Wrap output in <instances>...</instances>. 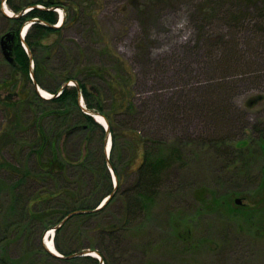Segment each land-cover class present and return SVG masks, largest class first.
Masks as SVG:
<instances>
[{
    "label": "rangeland",
    "instance_id": "obj_1",
    "mask_svg": "<svg viewBox=\"0 0 264 264\" xmlns=\"http://www.w3.org/2000/svg\"><path fill=\"white\" fill-rule=\"evenodd\" d=\"M11 1L20 9L42 0ZM58 2L60 7L54 12L60 20L66 18L65 24L35 51L42 66L38 79L45 86L38 88L50 98L48 90L60 83V71L68 70L98 103L99 93L108 95L105 81L109 77L105 72L98 76L90 73V66L105 70L125 63L135 78L134 103L147 119L138 126L137 134L151 133L179 149L147 213L137 211L136 217L124 223L119 221L122 204L112 201L88 225L115 221V236L84 237L82 244L77 226L72 225L69 229H75L74 233L64 232L59 245L72 251L89 245L99 256L90 258L99 264H264V0H164L141 12L133 9L132 0ZM1 3L0 37L17 27L3 18L15 14L5 3L3 13ZM204 11L213 12L207 16ZM53 45L59 53L52 58L49 48ZM14 73L0 49V84L13 81ZM14 82L12 90L0 86V100L14 104L10 112L0 103V133L8 125L7 118L17 128L9 138L11 131L4 129L0 154L6 161L0 166L11 163L29 169L33 168L34 154L20 140L33 135L26 131L27 125L49 113L51 105H24L26 95H35L32 81ZM222 87L228 91L218 99ZM108 98L101 101L107 112L113 106ZM219 100L229 109L224 126L231 130L225 135L227 141L215 145L209 138L217 131L224 133V129L215 128L208 111L212 112ZM116 118L113 129L118 134L123 122ZM63 120L71 125L80 119L72 116ZM117 136L120 152L114 160L122 172L134 159L137 146ZM13 137L19 139V145L9 142ZM101 142L98 131L91 132L89 147L94 156L102 154ZM242 142L240 149L238 143ZM75 144L71 135H64L58 144L70 162L83 154ZM244 159L245 169L236 170ZM4 178L9 177L0 170V180ZM63 179L70 188L71 178ZM130 183L126 178L121 190L128 192ZM36 190L33 187L27 192L22 187L17 192L23 197ZM22 204V200L16 204L18 209ZM11 207L9 197L2 192L0 262L75 264L44 254L39 245L48 232L44 235L38 221L11 211ZM51 240L55 245L54 232ZM77 258L82 259L79 264H89L86 257Z\"/></svg>",
    "mask_w": 264,
    "mask_h": 264
},
{
    "label": "trees",
    "instance_id": "obj_2",
    "mask_svg": "<svg viewBox=\"0 0 264 264\" xmlns=\"http://www.w3.org/2000/svg\"><path fill=\"white\" fill-rule=\"evenodd\" d=\"M132 1L133 3H131V6L133 9L140 11L152 9L157 6L156 4L159 5L164 0ZM5 2L15 15L29 7L40 6L42 9L33 8L24 14L22 13L18 17L10 18L3 16L4 19L12 21L17 26L15 28V34L17 36L13 47L14 62L10 66L15 72L13 74V81L0 84V86H6V89L10 87V90H12L16 79H23V82L31 83L29 58L21 46L18 33L25 22L34 20L25 34L24 43L34 62V69L32 71L34 82L38 86L45 87L42 86V83L38 79L42 66L39 65L40 63L38 64L35 51L38 47L43 46V41H46L51 35L58 34L63 24H65L66 18L60 27H54L57 24L58 17L56 12L52 9L60 7V4L58 0H42L28 3L19 9L15 7L11 0H6ZM205 13L207 16L211 14ZM58 53L59 51H57L56 45L49 48V57L53 58ZM89 69L92 74L98 76L105 72V76L107 75L109 77V80L105 81L108 95L105 93L104 96L102 93H99L97 98L98 103H95L96 99L95 102L94 99L91 100V94L87 91L83 82L76 78L75 74L68 70H61V80L56 88L53 90L45 88L49 89L48 91L53 97L44 99L39 97L34 91L35 95L33 98H30L28 95L23 98V104L30 107L51 105L49 106V113L43 114L41 119L36 117L27 125L26 131H32L33 135L20 140V144H24V146L27 145L34 154V160L32 161L33 168H20L11 163H5L3 166H0V170L4 171L9 177L7 180L5 178L0 180V195L4 192V194L9 197V201L12 203L11 211L20 212V214L38 221L44 230L43 233L58 225L69 213L81 211L80 214L73 216L65 222V224L55 230V248L63 256H69L75 252H81L87 249L96 251L95 248L89 247V245H83L80 248L77 247L78 249L75 248L73 251L72 248L64 249L59 245V237L64 232L67 234L74 233L75 229L74 231L69 229L72 225L77 226V230H79L77 236L82 238V244L85 241L84 237H100V235L104 234L105 236L116 235L118 232L116 227L118 225L114 223L115 221H113L111 225H105L99 222L91 226L88 225L89 221L98 219L106 211L112 201H119L122 204V212L120 216H118L119 221L122 219L124 223L130 221L132 217H136L135 214L137 211L147 213L150 208L149 205L157 200L163 175L166 173V170L170 168L169 166H171L174 161L176 162L177 157L174 155L176 152L175 150H179L174 144H168L162 138L151 136V133L148 135L137 134L138 126L140 124H146L147 119L146 117L143 119L144 111L140 110L134 103L135 78L125 63L118 64L117 67L114 65L110 66L109 68H105V70L93 66H90ZM69 81L76 82L78 87L66 85L61 89L62 85ZM223 87L221 90L218 89L216 98H221L222 94L225 93L226 90L228 91V89H224ZM58 93L60 94L58 95ZM80 97L85 102L87 110L100 114L108 122L109 133L112 139L109 160H106L103 152L106 132L100 125L94 122L90 116L86 115L81 110L79 106ZM103 97L105 101L108 98L113 102V106L109 112H107L101 104ZM219 101L220 102L214 104L213 107L215 109H213L212 112L211 110L208 111L212 115V123L216 126L215 128L218 129L222 127L224 129V133L217 131L215 137L209 138L208 141L215 145H221L227 141L228 139H225V135L231 130V128L227 130V127L224 126L227 125L225 116L228 115L229 109L224 105V101ZM0 103H2L3 106L5 104L8 111L12 112L11 107H13L14 104L8 103L5 100H0ZM72 116H78L80 120L72 122L71 126L66 124V121L63 119ZM116 117H119L123 122L119 125L118 134L132 141V143L137 146L134 159L128 162V168L125 171L122 170V172L118 170L119 162L116 164L115 160L117 159L114 158L115 154L120 152V147L117 144L118 134H115L113 129V125L116 126V123H118ZM167 118L169 119L170 117ZM7 120L9 121L8 125H4L3 131L0 133V148H4L2 145L3 142H1L4 138V129L6 131H11L8 134V138L12 136L11 133L15 132V129L17 132L16 126L10 124L12 121H10L9 118H7ZM228 120L231 122L230 118ZM230 124L232 126V122ZM95 130L98 131L102 137V154H100V157L94 156L89 147L91 132ZM64 135L73 136L76 142L75 145L79 146L78 152H83L75 162H70L67 158V156H69L68 153L65 155L61 149L62 147H58ZM9 142L19 145V139L16 140L14 137ZM243 144V142L238 143V148L242 149L241 147H243ZM21 147L23 148V146ZM261 149L264 150V147L261 146ZM4 160V157L0 154V163ZM244 162H242L241 166H238L240 164L239 161L238 165L235 167L236 170H244L247 165V160L244 159ZM108 164L116 176L117 187L112 198L103 205L102 208L98 209L102 200L113 192L111 176L107 167ZM2 168H4V170ZM64 177L71 178L72 186L70 188L67 185L69 182L67 183V181H64ZM126 178L127 180L131 179V183L127 189L128 192L121 190V185ZM22 187H24L25 191L31 190L33 187H36L38 190H36L35 193L21 197L18 196L17 191ZM20 200H22L23 207L18 209L16 204L19 203ZM107 226L110 227L107 228ZM89 227H91L90 230ZM39 246L41 248L40 250L52 259L64 260L75 264H79L80 260H82L77 257L70 259L57 258L44 249L42 245ZM85 257L84 260H86L87 263L99 264L94 258ZM2 261L0 264L7 263L6 261Z\"/></svg>",
    "mask_w": 264,
    "mask_h": 264
},
{
    "label": "water",
    "instance_id": "obj_3",
    "mask_svg": "<svg viewBox=\"0 0 264 264\" xmlns=\"http://www.w3.org/2000/svg\"><path fill=\"white\" fill-rule=\"evenodd\" d=\"M6 0H2V3H1V9L3 11V13H6L4 11V3H5ZM33 8H38V9H42L40 6H35V7H29V8H26L28 11L30 9H33ZM22 10L19 14L13 16V15H9V14H6L8 17H18L20 16L22 13H24V11L26 10ZM53 10V9H52ZM34 21V20H33ZM29 22H32V21H27L25 22L22 27L20 28V31L18 33V38L20 39L21 41V46L22 48L25 50L26 54L28 55V58H29V68H30V76L33 80V74H32V71H33V62H32V59H31V54L29 52V50L27 49L25 43H24V34H25V26L27 23ZM54 27H57V26H54ZM15 38H16V35H15V32L13 30L11 31H8L6 33H4L1 37H0V49H1V52H2V55H3V58L5 59V61L12 65L13 62H14V59H13V47L15 45ZM33 85L35 87V90L38 94H40L39 92V88L37 87L36 83L34 82L33 80ZM66 85H68V83L66 84H63L61 89L64 88ZM72 85L75 86V87H78L77 83L76 82H72ZM79 106L81 108V110L88 116L92 117L95 119V117H98V118H101L102 120H104L105 122V125H102L104 130L106 131V136L104 138V152H105V157H106V160L109 159V134H108V123L106 121V119H104L101 115L93 112V111H89V110H86L85 107L81 104V102L79 103ZM108 149V150H107ZM108 151V152H107ZM108 169L111 173V176L113 178V192L102 202L101 206H99L98 209L102 208L103 205H105L111 198L112 196L114 195L115 191H116V187H117V179H116V176L114 175L113 173V170L112 168L110 167V165L108 164ZM236 203L239 204L240 201L239 200H236ZM81 211H73L71 213H69L68 215H66L58 225L46 230L43 234L45 235L46 232L50 231V230H53L55 231L57 228H59L60 226H62L67 220H69L70 218H72L73 216L77 215V214H80ZM42 235V236H44ZM42 244L44 246V248L50 252L48 249H47V246H46V243H45V236L42 237ZM52 253V252H50ZM95 253V251H91V250H85V251H82L80 253H77V254H72V255H69V256H63V255H56V254H53L54 256L56 257H59V258H64V259H70V258H74V257H80V256H91V254ZM97 255V254H96Z\"/></svg>",
    "mask_w": 264,
    "mask_h": 264
},
{
    "label": "bare ground",
    "instance_id": "obj_4",
    "mask_svg": "<svg viewBox=\"0 0 264 264\" xmlns=\"http://www.w3.org/2000/svg\"><path fill=\"white\" fill-rule=\"evenodd\" d=\"M40 90V89H39ZM40 94L44 97V98H47L48 97V94L43 91V90H40ZM96 120L98 123L100 124H103L105 125V122L104 120H102L101 118H98L96 117ZM108 150V149H107ZM108 152V151H107ZM52 235V230L48 231L46 237H45V243H46V246H47V249L52 252L53 254H56V255H59L57 253V251L55 250L54 246H53V243L50 241V237ZM91 256H96L94 253L91 254Z\"/></svg>",
    "mask_w": 264,
    "mask_h": 264
}]
</instances>
